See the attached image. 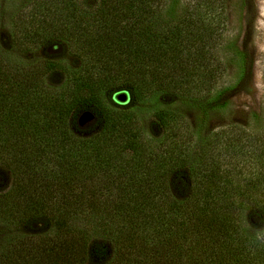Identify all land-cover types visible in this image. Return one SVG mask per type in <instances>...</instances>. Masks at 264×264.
<instances>
[{
    "label": "trees",
    "instance_id": "16d2710c",
    "mask_svg": "<svg viewBox=\"0 0 264 264\" xmlns=\"http://www.w3.org/2000/svg\"><path fill=\"white\" fill-rule=\"evenodd\" d=\"M228 3L0 0V264H264V125L209 127L246 70Z\"/></svg>",
    "mask_w": 264,
    "mask_h": 264
},
{
    "label": "rangeland",
    "instance_id": "374dc122",
    "mask_svg": "<svg viewBox=\"0 0 264 264\" xmlns=\"http://www.w3.org/2000/svg\"><path fill=\"white\" fill-rule=\"evenodd\" d=\"M223 37L225 41L221 55L226 54L224 62L227 64V72L222 82L233 85L232 83L236 79L235 70L230 66L229 57L231 58V55L228 42H235L238 49L246 55V70L239 86L233 85L232 91L228 94V99L231 102L230 108L225 113L214 115L210 120L209 127L212 131H217L224 126L234 124L253 128L258 127L255 125L258 123L264 125V0H229ZM50 52H54L52 55L56 59L66 58L70 63H75V59L67 53L60 56L57 49ZM40 55L43 56V52ZM115 95L116 92L111 94L109 100H105L107 109L122 111L131 107L135 108L131 101L123 104L117 102ZM138 113L142 119H146L152 114V109L144 108L142 112ZM254 114L258 118H255ZM96 121L95 117L93 122L83 127L78 126L84 129L85 136L92 135L99 129ZM10 185L9 172L0 167V192L7 191ZM170 186L176 198L181 199L186 196L188 192L187 172L182 171L172 177Z\"/></svg>",
    "mask_w": 264,
    "mask_h": 264
},
{
    "label": "water",
    "instance_id": "95a60500",
    "mask_svg": "<svg viewBox=\"0 0 264 264\" xmlns=\"http://www.w3.org/2000/svg\"><path fill=\"white\" fill-rule=\"evenodd\" d=\"M115 100L121 104L126 103L128 101V95L126 92H120L115 95ZM95 120V116L90 111H84L78 118V125L83 127Z\"/></svg>",
    "mask_w": 264,
    "mask_h": 264
}]
</instances>
